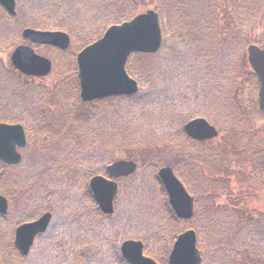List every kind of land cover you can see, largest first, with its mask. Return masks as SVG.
Instances as JSON below:
<instances>
[{
	"label": "rangeland",
	"instance_id": "rangeland-1",
	"mask_svg": "<svg viewBox=\"0 0 264 264\" xmlns=\"http://www.w3.org/2000/svg\"><path fill=\"white\" fill-rule=\"evenodd\" d=\"M159 1L160 0H37V6L39 7L38 13H41V11L45 10V8L41 7L39 3L42 4L55 3L57 4V6L61 4L64 5V7L63 6L61 7V5L59 6L63 10L60 12L62 15L67 13L70 16H73V18H77V21H81L86 24L85 28L78 27L80 30H82L81 31L82 35L81 34L75 35L73 37L70 48H68L65 51L60 52L59 50L58 53L57 52L58 50H52L50 49V47L49 48L34 47L40 56L50 59L53 63L52 73H50V75L44 78H33V77H27L21 75L13 67L12 59H11L12 55L18 44L25 43L22 40L21 36L23 31L27 28V26L21 27L20 25H18V27H16L15 26L17 25L16 20H12V19L9 20V15L6 14L5 11H2L0 8L2 12V14H0V77L3 76V74H5L8 80H11V82L13 83V85L12 83L11 85L15 86V89L18 90V92L13 93V91L10 89L11 86L8 89H6L7 91H4L5 89L0 90L1 92H4L5 97L7 96L10 99L9 100L10 105H7L8 102H6V107H3L2 102L0 101V107H1L0 121L4 122L2 118L6 114L10 115L9 118L11 117L14 118L15 114L19 113V112L15 113L13 110L14 104L12 101L18 100L17 98H15V94L25 95L26 97L32 98L34 105L32 106V108L33 110L37 109V111L34 110L33 112H38L40 114L43 110L46 113L50 111L51 112L50 114H52L50 115V117H52V121H56V118L59 117L61 118L62 116H60L59 114L62 111H64V109L68 111V113H73V112L77 113L78 112L77 109L79 110V105L77 104V100H75L74 103H71L70 105L71 108L68 107L70 108V110L67 109V105H64L65 103L62 106H60L59 104L56 105L51 104L52 102L46 105L41 104L39 106L38 105L36 106V102L39 101L40 104L42 100H40V98H38V95L34 92L35 90H37V88L35 87H41L43 91L49 89L54 92L57 89V87L60 88L61 84L67 82L70 75L75 76L77 69L73 64L76 61V58L80 55L82 49H84L82 44L85 43L86 45H89L91 43L99 41L100 39L103 38V36L106 34V31L109 29V27L112 24L119 23V19L117 17H110L113 14L110 12L109 9L118 7L124 2L126 5L129 4V6H131L132 11L130 10L129 15L130 17L134 18L138 14H142L144 12L146 13L147 11L156 12V8H158L159 5ZM215 2L217 6L222 5V3L225 4L226 10H224V13L220 14L216 7H212V1L210 0L204 2L201 11L194 10L192 13L188 11V15L184 16L183 19H188V17L191 16V18H193L192 21L196 20L195 24L201 27V30L198 31L197 29H195L192 31H185V30L176 31L178 35L179 33L181 34V36L179 35L181 38L174 39V43L172 44V47L169 48V50L168 47L162 49L160 52L161 55L159 56V60L160 59L165 60L167 57L172 58L176 54L182 56L185 54V52H188L189 49H193L195 46L200 47L202 48L201 50H203V46H198L197 38H199L200 35L204 34L203 31L204 28L208 32L209 31L212 32L211 39H213V41L209 44L208 48L206 49L208 53L207 52L204 53V56L205 58L208 57L213 58V60L207 59L205 62H201L199 64L201 71H205L209 65H210L209 67L217 66L211 69L208 68L209 70L205 71L206 77L208 79L204 81H200L202 85L200 87L202 88L201 92L207 94L211 93V94L207 97H200L196 93V97L198 101V103L196 104L197 111L193 114L197 115L202 110L203 115H206V117L203 118L209 119L210 115L212 116L214 115V118L212 121H210V123L216 128H219V132H220L219 137L211 142H207V144H204L203 146H198L201 143H196L195 141H193L194 144L196 143L198 145L191 144L189 142L190 139L186 136V134L183 131V126L195 118H193L194 116L191 117L193 114L187 112H185L186 114L182 116L177 122L175 121L173 123L174 126H172V128L170 129L163 130L164 128L163 121L158 122V125L160 126L159 130L154 126H152L151 124L146 125V123L144 122L139 124V126L137 127V131H139V133L141 134L142 132H144L145 135L152 136L150 137L151 140L160 142V141H165L164 139L165 137H169L175 141H180V142L186 141L187 144H190V149L186 150L187 151L186 154L182 156L183 154L181 153L178 154V152H176L177 151L176 149H174L171 152V150H168L170 148L168 147L165 148L166 142H160L159 144L155 143L158 144V148L161 151V153H158L159 154L158 159L160 160L158 161L156 160L157 162L154 164V167L150 166L151 169H147V168L146 170L142 169L140 173L128 179L130 184L128 185L129 188H127L126 193L124 195H122L121 193L118 196V200L115 208L116 213H114L112 216L105 218L106 219L115 218L114 221H111L115 229L121 226H125L126 222L123 221L122 217H120V213L122 212L123 203L129 199V192L132 189L131 182L133 181V184L136 185L133 188V199L137 202H141V194L143 188L142 185H138L136 183L138 181V178L149 176V173H152L151 175L152 178L154 177V174H156V179H157L156 184H154V188L151 189L152 190L151 200L153 199L152 203H157L159 202V200H162V203L154 204L153 206L158 208L159 211L163 209L166 212L167 206L170 207V205L168 202V197L165 192V188L163 187L162 183L159 184L160 179H158L157 173L160 167L169 166L175 171L176 174L179 175V178L182 179L183 181H185L184 179L186 178L191 179L192 176L191 180L196 181L197 185L201 188L203 187L204 191L215 190L216 198L214 199V201L216 204L212 203L213 205L212 208L215 209L216 207H218L217 205H221L223 207L221 210L222 213L225 212L229 215L230 218L229 222L228 223L223 222L226 229L223 228L221 230L222 235L220 236L218 241L216 242L211 241L213 240V238H210L209 239L210 244L208 243V240L205 244L207 248L205 249L204 247H202V253L204 255L203 263L210 264V258H211L215 260L214 264L217 263L239 264L240 261L237 260L238 257L233 258L235 257L233 255L235 253L229 252L231 249L234 250L236 249L235 243H233V241H236V239H238V241L242 242L244 238L243 235H240L243 234L241 230H235L234 222L237 220L240 221V219H242V222L246 224L247 221L253 222L257 220L258 222L256 223L260 224L259 221L263 220L261 222V225H264V211L262 213V220L256 217V213H258L259 210L258 206L260 204L258 202L261 201L262 199H263L262 203L264 206V196L262 197L259 194V197H256L254 195V188H253V185H255V181L257 177L261 176L262 178L264 176V172H263L264 166L260 165L262 163L264 164V114L261 112L259 108L258 96H256L255 93L257 89V83L254 75L255 73L252 71L248 62V48L251 45H256L259 48L264 49V0H215ZM257 4H262L263 10L259 11L258 10L259 6ZM176 5H177L176 1L173 0H170L168 4H166L167 8H169L170 12L172 13L171 17L177 18V24H178L177 27H179L180 29L184 28L190 30L189 25H186L185 23L181 24L179 22L180 17L176 16L179 11V8L176 7ZM211 7L213 10L211 9ZM236 13H239L242 16L241 21L245 25L244 28L242 25L243 29L241 28V25L236 21L237 18ZM249 15H251V19H255V17L257 19L250 22L248 28L246 26L245 20L247 17H249ZM51 16L52 15H49L48 17ZM249 19L250 18H248V20ZM2 20L4 23L6 22L8 23V28H6L8 30H9V25L15 26L16 31H13V33L8 34V36H13V37L6 38L5 36H2L8 33V30L2 28L4 26ZM22 20H26V18L24 17ZM246 27L248 31H246ZM30 28L40 30V28H34L31 26ZM11 29H13V27H11ZM42 30H49V29H42ZM197 31L198 34L196 37ZM86 39L88 41H86ZM222 42L227 44L229 43V46L231 48L230 50L231 54L234 51L233 48H236L237 46L238 48H240L239 51L240 53L238 52V54L235 56V61L231 63L232 70H230L228 65L224 63L218 66L220 64V61L218 60L216 61L215 57L211 56L212 52L215 50L214 49L215 45ZM225 49H228V47ZM55 52H57L58 55H56ZM169 52L176 54L171 55ZM140 55L142 54H139V56ZM139 56L136 57V60L139 58ZM149 56H156V55H149ZM196 56L200 57L201 55L196 54ZM138 61H139V66L141 67L140 58L138 59ZM154 62L156 61H154L151 58H148L144 63V65L148 64V66H151ZM208 71H210L209 73L210 75H207ZM150 82L151 81H147L146 89L152 87L153 82L151 83ZM4 85H8L6 81L4 82ZM80 91H81V87L79 85V91L77 92L78 96L76 98L80 100V102L82 103L80 99ZM66 95L70 97L72 96L69 90L66 91ZM135 95L137 94H134V96ZM113 97H120V96H113ZM98 101L100 100H95L93 102H98ZM160 103L162 104L161 105L162 107L167 108V105H165L166 102L164 98L161 100ZM190 106L191 105H189V108ZM127 107L128 105L126 104H121L118 107V110L125 109V111H121L119 113L120 116H122L124 113L131 112L128 111ZM147 110H148L147 114L149 116V119H152L155 110H153V108H147ZM100 112L101 110L96 115L92 116V118L95 117L96 126L98 128H101L103 132H110L115 125L121 124V121L116 118V114L112 113V111H109L108 116L106 115V113L104 112L100 113ZM162 114L164 113H161V115ZM79 117L81 116H76L73 121L72 118L74 117H70L69 122L72 121L71 123L74 122L76 124L78 123L77 121ZM66 118L68 117L61 119L64 122ZM31 120L33 119L31 118ZM122 126L124 128L128 127L129 122H126L124 120ZM53 130L54 131H51L49 135L53 134L52 136H57L60 139L61 138L60 136L62 134L58 132L56 126H53ZM181 132L184 134H182ZM44 139H45L44 137H41V140ZM60 141L61 140L57 139L53 141H46V143L40 142L39 144H37L36 146L37 148H35V150L31 149L30 151L31 154L34 156L33 158L31 157V161H35L36 164L37 161L42 162L43 160L50 162L49 160L53 158V156L58 157V155H61L63 153L62 148L65 144H62ZM210 149H212L211 150L212 152L207 154V152H209ZM260 149L262 150L261 153L259 154L258 152H260ZM26 151L27 150H20L23 156ZM115 155L116 157L113 158L115 159V161L117 160L138 161L137 158H133L127 155L125 152H120L117 154V151H115L114 156ZM179 155L182 157H179ZM205 157L212 158V160L208 161L206 164H202L204 162ZM260 158H262L261 159L262 161L258 163ZM31 161H29L28 163H30ZM183 161L186 162V166H184L185 163ZM48 162L46 164L45 163L41 164L42 171L39 172L41 173V175H39L38 168H36L37 166L35 167L34 163H30L29 165H27L26 170H23V168L20 169V166L18 165L11 167L5 165L0 161V192L1 191L5 192L8 190L15 191L19 201L17 210L21 213V216L26 218L25 220L31 221L34 219H38L44 212L51 211L52 210L51 208L58 203V200L60 201V199H63L65 197V195H61V198L58 197V199L55 201L52 198L53 196L50 195L51 193H53V186L51 185L50 181L47 180V179H51V175H46L48 173L46 172ZM157 163H161V164L157 165ZM66 166L67 165H64L63 168H65ZM188 166H191L192 170L194 171L192 172L193 175L189 174L188 172H186L185 174L183 173L184 169L182 168L185 167V169H187ZM69 170L70 168L69 169L67 168L65 170V174L67 175L74 174ZM10 172H13L16 175L17 174L19 175V173L21 172H25L27 174H34L36 176V179L29 183L14 182V184L13 183L5 184L4 181L9 180L7 177H9ZM62 172L63 170H61V173ZM80 175H83V171L82 172L80 171ZM19 176L21 177V175ZM56 176L53 177L56 178ZM60 176L61 174L57 176V179H60L59 178ZM29 177L33 178V176H27L24 177V180L28 181L29 179H31ZM261 180L264 187V180L263 179ZM64 181H69V179H65ZM146 181H148V178H146ZM19 183L21 184L17 185ZM46 194L50 196H45ZM211 194H213V192ZM38 198H41V200ZM208 209H210L209 202H203L201 205L200 220H202L201 217L202 215H204L205 213L207 214ZM147 215H148L147 217L149 216L152 217L153 220L162 218V216H164V214L157 213L156 211L148 212ZM220 215L222 216V214ZM170 216L176 218L173 212L171 215L169 214V217ZM64 217L66 218V220H72L76 218V221H78L77 215L70 214L67 216L58 217L57 218L58 225L63 223ZM251 217H254L256 220L254 218H253L254 220L253 219L251 220ZM195 220H199V219L196 218L188 222L184 221L183 224L180 226V228L177 229V233L178 231H180V234L185 233L186 231H188V228L194 227ZM76 221L73 222V224L74 223L77 224L78 222ZM99 223H101L99 227L92 230L91 232V236L94 237L93 240L95 241L94 245H96L98 249L103 250L104 247L103 244L106 245V242L109 239L117 240V237L124 236L122 233L119 234L114 232H109V234L104 235L108 231L106 224L109 223L107 222V220L97 222V224ZM136 223L137 220H135L134 224L137 225ZM256 223L255 226H257ZM20 224H22L21 219L13 218L12 213H9V215L5 219H0V264L13 263L14 261L13 248L11 247L14 241L15 230ZM140 224L141 225L144 224L145 226L138 225L141 227V229L137 231L139 235L151 234V236H153L147 242V243L151 242L150 245H152V248L150 249V247L145 245L144 253L146 256L154 258L152 256L153 251L159 250L161 252L165 250L166 247H168V245L171 246L172 249L173 244L175 242L174 238H172L174 237V235H171L170 237L166 229L165 231L164 230L161 231L159 229H153V231H150L151 229H148L146 227L145 221L140 222ZM174 224L176 225L177 223L175 222ZM231 225L233 228H231ZM170 233L172 232L170 231ZM130 235L131 234H129L128 236ZM132 236H134V233ZM164 236L170 239H168L167 241ZM227 239L229 240L228 242L229 246L223 245L226 242H221V241H226ZM123 241L124 240L121 239L120 242L122 243ZM48 242H50L49 238L42 239L41 246L39 247V249L44 251L46 247L50 245L48 244ZM67 244L68 242H65L64 245H61L62 250L59 252V254H57V252L55 253L56 259H54V263L81 264L79 261L77 262L75 260V257L74 258L72 257V259L70 258V250L66 247ZM250 245L251 247L254 248V250L257 248L264 249V244L261 240L258 241V243L253 242ZM31 251L35 254L37 251L36 246L33 247ZM212 251H217V252H212ZM104 252L105 250H103L101 257L104 254H106ZM107 254L112 260L115 261L114 264H127L123 260L120 262H116L118 260H115L111 256L110 249ZM78 256L83 258L81 250L78 252ZM254 261H250L249 264H253ZM111 262L112 261H110V263ZM241 264H245V263H241ZM259 264H264V263H259Z\"/></svg>",
	"mask_w": 264,
	"mask_h": 264
},
{
	"label": "trees",
	"instance_id": "trees-1",
	"mask_svg": "<svg viewBox=\"0 0 264 264\" xmlns=\"http://www.w3.org/2000/svg\"><path fill=\"white\" fill-rule=\"evenodd\" d=\"M34 2L37 3V0H34ZM60 5L61 4H59V6ZM257 5L259 6L258 7L259 11L263 10L262 4H257ZM62 6L64 7V5H61V7ZM248 18L250 19L248 20ZM30 19L31 21L22 24V26L23 27L31 26L34 28L60 30L66 32L73 31L72 28H70V26L68 25L69 20L65 14L62 15L61 13H57L55 15H52L51 17L32 16ZM256 19H257L256 17L255 19H251V15H249V17L246 18L245 22L247 23V25H250V22ZM195 21L196 20H193V23ZM184 22L185 19H183V23ZM5 24L6 23H4V25ZM244 27L245 25H243V28ZM247 27L249 28V26ZM189 28L190 30L184 28L180 29L174 24L170 25V30L173 40L176 38H181L180 37L181 34L179 33L180 35L179 36L176 31H182V30L192 31L195 29H197L198 31L201 30V27L197 26L195 23L189 25ZM198 31L196 33V37ZM203 31L204 34L200 35V37L197 38L198 46H203V50H201L202 48L195 46L193 49H189L188 52H185V54L182 56L177 55L176 53H174L176 54L174 55L172 52H169L171 55L174 56L172 58L167 57L165 60L162 59L159 60V56L161 55L160 53L156 54V56L136 55L134 60L131 61L128 71L131 75L136 76L139 79L142 86H144V91H140L135 96L110 97L100 100L98 102L84 104L81 103L80 100L76 98L78 96L77 92L79 91L78 81L75 79L72 81L71 78L68 79L66 83H64L65 86L56 89L54 91L55 93L49 89H46V91H34L38 95V98H40V100H42L43 102V103L40 102V104L39 101L36 102V106L37 105L39 106L41 104L46 105L50 102H52L51 104L54 105L59 104L60 106H62L65 103L64 105H67V109L70 110L71 103H74V101L77 100V104L79 105V110L77 109L78 111L77 113L74 112L68 113V111L64 109V111H62L59 114L60 116H62L61 118L63 119L65 117H68L64 120V122L60 117L56 118V121H52V117H50V115L52 114H50L51 113L50 111L46 113L43 110L40 114L38 112H33L34 110L37 111V109L33 110L32 108V106H34L32 98L26 97L25 95L15 94V98H17L18 100L12 101L14 104L13 110L15 113L16 112L19 113L15 114L14 118L12 117L9 118L10 115L6 114L2 118L3 121L12 122V123H23V124L26 123L30 125L32 131L37 136L36 144H39L40 142L46 143V141H53L57 139L61 140L60 142L62 144H65L62 148L63 153L61 155H58V157L53 156V158L49 160L50 162L43 160L42 162L37 161L36 164L35 161H31V159H27V161H25L23 164L20 165V169L23 168V170H26L27 165H29L30 163H34L35 167L37 166L36 168H38V173H39L42 171L41 164L42 163L46 164L48 162L47 170H46V172L48 173L46 175H51V179H47V180H49L51 185L53 186V193H51L50 195L53 196L52 198L55 201L58 199V197L61 198V195H65V197L63 199H60V201L58 200V203L51 208L52 209L51 211H53L56 214V218H55L56 220L50 227L49 231L43 237H41L37 242L36 253L34 254L32 252L28 257H23L19 253L13 251L15 253V256L12 264H56L54 263V259H56L55 253L57 252V254H59V252L62 250L61 245H64L65 242H68L66 247L70 250V258L72 259V257L73 258L75 257V260L77 262L79 261L81 264H114L115 261L112 260L107 254L109 252V249L111 256L115 260H118L116 262H120L122 261V258L118 252V245L121 243L120 242L121 239L141 240L144 242L145 245L150 247V249L152 248V245H150L151 242L150 243L147 242L153 236H151V234L139 235V233L137 232L139 231V229H141L140 226H145L144 224L141 225L142 223L140 224V222L145 221V219H137V214L143 210L147 211V213L151 211H156L157 213L164 214L165 216H162V218L159 219L167 222V227L171 229V230L166 229L168 235L170 237L171 235H174V237L172 238H174V240L176 239L175 237H177L180 234V231H178L177 233V229L180 228L183 222L177 220L174 217L171 216L169 217V214L170 215L172 214V210L170 209L169 206H167V210H166L167 213H164V211L162 210L159 211L158 208L153 206L154 204L162 203V200H159V202L157 203H152L153 199L151 200L152 198L151 189L154 188V184H156L157 182L156 174H154L153 178L151 177L152 173H149V176L138 178L136 184L142 185L143 188L141 194V202H137L133 199V188L134 186H136L134 185L129 192V199L123 203L122 212L120 213V217H122L123 221H125L126 224L125 226H121L116 229L113 227V224L111 222L114 221L115 218L106 219L105 218L106 216H104L101 213V211L99 210L98 206L94 201L91 192L89 191L88 183L91 177L97 174H101L109 163H111L113 160L115 161V159H113L114 157H116V155L114 156L115 151H117V154L120 152H125L129 156L133 158H137L138 160L137 162L141 164L142 169L146 170V168L151 169L150 166L154 167V164L158 160H160L158 159L159 158L158 153H161V151L158 148V144L160 142H166L165 148L166 147L170 148L168 150H171V152L174 149H176L177 150L176 152H178V154L179 153L183 154L182 156L186 154L187 152L186 150L190 149V144H187L186 141L183 142L175 141L169 137H165L164 138L165 141H160V142L151 140L150 137L152 136L145 135L144 132H142V134L139 133V131H137V127L139 126V124L144 122L146 123V125L151 124L152 126H154L159 130L160 126L158 125V122L163 121L164 122L163 130L170 129L172 128V126H174L173 123L175 121L177 122L182 116L186 114L185 112L193 114L197 111L196 104L198 103V101H197L196 93L200 97H207L211 94V93L207 94L204 92L202 93L201 92L202 88H200L202 86L200 81H204L208 79L206 77L205 71L209 70L208 68L211 69L217 67V66L209 67L210 66L209 65L205 71L200 70L199 64L201 62H205L207 59L213 60V58L210 57L205 58L204 56V53L206 52L208 53L206 49L211 43L210 40H208V38L212 37V32L211 31L208 32L205 28L203 29ZM207 36L208 38H206ZM233 49L234 51L232 54L230 52L231 48L229 46L228 49H224V51L221 54L215 56V60L220 61V64L218 66L224 63L228 65L230 70H232L231 63L235 61V56L240 51V48H238V46ZM196 54L201 56L200 57L196 56ZM138 56L141 61V67L139 66V61H138L139 58L136 60V57ZM148 58H151L156 62H154L151 66H148V64L144 65V63ZM209 73L210 71H208L207 75H210ZM5 81L8 85H4ZM147 81L153 82L152 87L148 89H146ZM11 83H12L11 80H8L7 76L3 74V76L0 77V90L5 89L4 91H7L6 89H8L11 86L10 89L13 91V93L18 92V90L15 89V86H12L13 83L12 85ZM67 90L71 92L72 94L71 97L66 95ZM0 95L1 96L4 95V92L0 91ZM163 98L166 102L165 105H167V108L161 106L162 104L160 102ZM23 103H27L30 105H26V107L24 108ZM121 104L128 105L127 107L128 111L131 112L124 113L122 116H120L119 113L121 111H125V109L118 110V107ZM189 105H191L190 108ZM147 108H153V110H155L152 119H149V116L147 114L148 113ZM100 110H101L100 113L104 112L106 113L107 116L109 111H112V113L116 114V118L121 121V124L115 125L110 132H103L101 128H98L96 126L95 117L92 118V116L96 115ZM202 112L203 111L201 110L197 115L193 114L191 117L193 116H194L193 118L206 117V115H203ZM161 113L164 114L161 115ZM76 116H81L77 121L78 123L76 124L74 122L71 123ZM70 117H74V118H72V121L69 122ZM31 118L33 120H31ZM213 118L214 115L209 116V119L213 120ZM124 120L126 122H129V126L126 128L122 126ZM52 125L56 126L58 132L62 134L60 136L61 137L60 139L57 136H52L53 134L49 135L51 131H54ZM41 137H44L45 139L41 140ZM189 142L193 145L196 144V143L194 144V142L191 140ZM203 145L204 144H200L198 146H203ZM211 150L212 149H210L209 152H207V154L211 153L212 152ZM182 156L179 155V157ZM31 157L33 158L34 156L31 155ZM211 160L212 158L205 157L204 162L202 164H206L208 161ZM29 161L31 162L28 163ZM184 163H185L184 166H186V162ZM159 164L161 163H157V165ZM64 165L67 166L63 168ZM67 168L68 169L70 168L69 171H71L74 174H68L69 175L68 177V175L65 174V170ZM182 169H184L183 171L184 174L188 172L189 174L193 175L192 172L194 171L192 170L191 166H188L187 169H185V167ZM61 170H63L62 173ZM80 171L81 172L83 171V175H80ZM59 174H61V176L59 177L60 179H57V176ZM19 175H21V177ZM19 175L10 172L9 177H7L9 180H5L4 183L5 184H12V183L14 184V182L29 183L36 179V176L34 174H27L25 172H21L19 173ZM39 175H41V173H39ZM27 176H33V178L29 177L31 179L25 181L24 177ZM53 176H56V178H54ZM146 178H148V181H146ZM65 179H69V181H64ZM191 179L190 178L184 179L185 185L197 197V199H199V204H200L199 205L200 208L197 210L195 216V219L198 218L199 220H195L196 226L194 225V229L198 232L200 239V246L206 249L207 246L205 244L207 240L209 244H210L209 242L210 238H213V240L211 241H215V242L218 241V239L222 235L221 230L223 228L226 229L223 222L228 223L230 218L227 213L225 212L222 213L221 210L223 207L221 205H217L218 207H216L215 205L216 208L215 209L212 208L213 207L212 203L216 204L214 201V199L216 198L215 190L204 191L203 187L202 188L199 187L196 181ZM21 183L17 185H20ZM212 192L213 194H211ZM50 195L46 194L45 196H50ZM38 199L41 200V198ZM203 202H209L210 209H208L207 214L202 213L204 215L201 216L202 220H200L201 205ZM70 214L77 215L78 221H76V218L72 220H66V218L64 217L63 223L58 225V220H57L58 217L67 216ZM220 214H222V216ZM253 218L254 217H251V220ZM19 219H21L22 223L28 221L25 220L26 218H24L23 216H21ZM104 220H107V222L109 223L106 224L108 231L104 235L109 234V232H114L119 234L122 233L124 236L117 237V240L109 239L106 242V245L103 244L104 246L103 250H105L104 253L106 254H104L101 257L103 250L98 249V247L94 245L95 241L93 240L94 237L91 236V232L92 230L98 228L99 225L101 224V223L97 224V222ZM135 220H137L136 223L137 225L134 224ZM75 221L78 223L73 224V222ZM240 221L239 220L235 221L234 227L235 230H241L243 232V234H240L244 236L243 241L242 242L238 241V239H236V241H233V243H235L237 250L235 249L236 250L235 251L234 249H231L229 252L235 253L233 254L235 256L233 258L238 257L237 260L240 261L239 264L241 263L249 264L250 261H254V260L255 261L253 262V264L264 263V249L257 248L254 250V248L251 247L250 245L253 242L258 243V241L260 240L264 244V226L259 227L258 223H256L257 221H253V222L247 221L246 224L242 222V219H240ZM173 222L174 223L176 222L177 224L175 225ZM255 223L257 226H255ZM232 225L231 228H233ZM128 226L132 227L134 230L132 228H129ZM159 230L165 231V229H159ZM150 231H153V229H151ZM170 231L172 233H170ZM133 233L134 236H132ZM129 234L131 235L128 236ZM46 238L50 239V242H48V244L50 245L46 247L44 251H42L39 249V247L41 246L42 239H46ZM165 238L167 241L168 239H170L167 237ZM221 242H226L223 245L229 246L228 239L226 241H221ZM80 250L82 251L83 258L78 256V252ZM170 251H171V246L168 245V247H166V249L161 252L159 250L153 252L152 256L159 262H165V261L167 262V258L169 256ZM212 252H217V251H212ZM110 261L112 262L110 263ZM214 262L215 260L210 258V264H214Z\"/></svg>",
	"mask_w": 264,
	"mask_h": 264
},
{
	"label": "water",
	"instance_id": "water-1",
	"mask_svg": "<svg viewBox=\"0 0 264 264\" xmlns=\"http://www.w3.org/2000/svg\"><path fill=\"white\" fill-rule=\"evenodd\" d=\"M2 3L10 13H13V0H2ZM139 28H144L153 40L130 42L134 38V32H137ZM160 34L157 16L154 12H149L147 15L137 17L135 22L130 25L120 29L113 28L103 40L82 52L79 55V61L86 63L89 69V72L79 70L82 100L89 102L101 97L136 94L138 92L137 85L130 81L126 74L127 59L133 52H157L161 46ZM24 37L34 43L54 45L62 49H67L69 46V37L61 33H41L27 30ZM248 54L249 63L258 78L259 103L264 112V50L256 46H250ZM12 61L15 68L29 76H44L51 69L50 62L36 56L34 51L28 47L18 48L12 57ZM35 69L37 70L35 71ZM185 131L191 138L200 142L218 136L216 129L204 119H197L188 123L185 126ZM17 146H26L23 128L21 126L1 125L0 159L11 165L20 163L21 156L16 151ZM136 169L137 165L134 162L120 161L108 167L107 171L111 179H116L129 176ZM159 176L166 187L170 204L176 215L181 219H191L194 213L193 198L189 196L172 169L164 168L160 170ZM90 188L102 211L106 214H112L118 185L110 179L99 176L91 180ZM7 212V201L5 198L0 197V214L5 215ZM50 220L51 214H46L39 221L18 228L15 245L24 256L29 254L36 236L47 230ZM143 250L144 247L141 242L127 241L122 245V254L128 263L155 264L151 259L143 256ZM200 263L201 256L197 248L196 234L189 231L179 237L170 256V264Z\"/></svg>",
	"mask_w": 264,
	"mask_h": 264
},
{
	"label": "bare ground",
	"instance_id": "bare-ground-1",
	"mask_svg": "<svg viewBox=\"0 0 264 264\" xmlns=\"http://www.w3.org/2000/svg\"><path fill=\"white\" fill-rule=\"evenodd\" d=\"M169 1L170 0H160L158 8H156L157 25H158V28L160 29V33H161L160 34L161 35V46L168 47V50H169V48L172 47V44L174 43V40L169 35L168 31H165L163 29V25L166 22V20L169 18V16H171L172 13L170 12L169 8L163 7L160 3L166 5V4H168ZM173 1H176V4H177L176 7L179 8V11H178L176 16L180 17L179 22L182 24L184 16L188 15V11H190L191 13L194 10L195 11H201L202 8H203L204 2H206L208 0H173ZM210 1H212V7H216L220 14L224 13V10H226L224 3H222V5H220V6H217L215 0L214 1L210 0ZM39 4L41 5V7L45 8V10L41 11V13H38L39 7L37 6V3L34 2V0H13L14 9H13V13H10L8 11V9L6 8V6H4V4L2 3V0H0V8H3V10L6 11L9 14V20H11V19L12 20H16V23H17V25H15L16 27H18V25H20L22 27V24L31 21L30 18L33 15L34 16H38V17H43V16H49V15H55V14L60 13L61 11H63L60 7H58L54 3L53 4H42V3H39ZM212 7H211V9H212ZM216 8H215V10H216ZM109 10L113 14L110 17H117L119 19V23L118 24H112L109 27V29L106 31L105 35H107L113 28L114 29L123 28L124 26L130 25L133 22H135V19L137 17L143 16V15H147L149 12H152V11H147L146 13L144 12L142 14H138L136 17L132 18L129 15V12H130V10L132 11V8H131V6H129V4L126 5L124 2L120 6L112 8V9H109ZM65 14L67 15V18L69 20L68 25L73 30L72 32H67V33L71 37H74L75 35H78V34L82 35V32H81L82 30H80L79 28H85L86 24L84 22L77 21V18H73V16H70L67 13H65ZM236 16H237V18H236L237 23H239L240 25H243V22L241 21L242 20L241 19L242 16L239 13H236ZM24 17L26 18V20H22ZM192 19L193 18H191V16H189L188 19H185L184 23L186 25L194 24L195 22L193 23ZM174 25L175 26L178 25L177 24V18H175V17H174ZM15 26H10L9 25V30H12L11 27H13V30H15ZM2 28L3 29L8 28V23L6 22V24ZM6 30H8V29H6ZM146 32L147 31L144 28H139V30L137 32H134V34H133L134 38L130 42L133 43V41H135V40L140 42V41H145L147 39L148 40L152 39L150 37L149 33L147 34ZM206 38H208V36ZM209 40H210V42L213 41V39H211V37H209ZM86 41H88V40L86 39ZM94 45H95V42L91 43L89 45H86L85 43H83L82 46L84 47V49H82V51L84 52L86 49H89L90 47H93ZM215 47H214L215 50L211 54V56H214V57L219 55V54H221L224 51L225 48L229 47V44L222 42V43L216 44ZM50 48L52 50H57V48L54 45H51ZM57 52L59 53V51H57ZM57 52H55L56 55H58ZM149 54L152 55L153 53H149ZM100 60H102V59H100ZM12 64H13V61H12ZM73 65L77 69V72L75 73V76L74 75L71 76V79L72 80H74V79L77 80L78 84L81 85L80 84V79H79V75H80V71L79 70H82L83 72H89V69L87 68L86 63H82V62L79 61V56L76 58V61L74 62ZM33 67H35V66H33ZM110 67H111V65H110ZM36 70L37 69H35V71ZM50 73H52V68L50 69V71H49V73L47 75H44V76H42V75H39V76L38 75H32V77L33 78H44V77H47L48 75H50ZM92 74H93V72H92ZM126 74H127L128 78H129V80L134 82L137 85L138 93L141 90L142 91L144 90V86H142V84L140 83L139 79L136 76L131 75L129 72H126ZM117 82H119V80H117ZM63 86H65V84H61L60 88L63 87ZM35 88H37V90L34 89L35 91H43L41 87H35ZM58 88L59 87H57V89ZM103 98L104 97L96 98V99H102L103 100ZM9 100H10L9 97H7V96L5 97V95H2V96L0 95V101L2 102V106L3 107H6V102H8L7 105H10V101ZM23 105H24V108H25L26 105H30V104L23 103ZM0 110H1V107H0ZM203 119L206 120L207 122L212 121L211 119H207V118H203ZM1 125H3V122L0 121V126ZM185 126L186 125L183 126L184 127V129H183L184 133L186 134V136L190 140L193 141L194 139L191 138L187 134V132L185 131ZM52 127H53V125H52ZM99 176L107 177V176H110V174L108 173V171H103L101 174L95 175V177H99ZM128 179H129L128 177H123L122 178V184H123V186L126 189L129 188L128 185H130ZM131 184H132L131 187L133 188V186H134L133 181L131 182ZM165 192H167V190H165ZM193 201H194V210H196V208H197V206L199 204V199L195 198V199H193ZM162 211H164V210L162 209ZM8 213H12V217L15 218V219H19L21 217V213L16 208H13L11 206H8ZM164 213H166V212L164 211ZM147 216H148L147 215V211H140L137 214V219H145V224H146V227L148 229H167V230H171L170 228L167 227V222L166 221L161 220L159 218L156 219V220H153L152 217H150V216L147 217ZM258 226L260 227L261 225L258 224ZM118 252L122 253V245L121 244L118 245ZM153 252H155V251H153ZM144 257H146L145 253H144Z\"/></svg>",
	"mask_w": 264,
	"mask_h": 264
},
{
	"label": "flooded vegetation",
	"instance_id": "flooded-vegetation-1",
	"mask_svg": "<svg viewBox=\"0 0 264 264\" xmlns=\"http://www.w3.org/2000/svg\"><path fill=\"white\" fill-rule=\"evenodd\" d=\"M260 165H262V166H264V164L262 163V164H260ZM264 172V171H263ZM261 179H263L264 180V176L261 178V176H258L257 177V179H256V181H255V188H254V195L256 196V197H259V194L263 197L264 196V187H263V184H262V180ZM262 201H263V199L261 200V201H259L258 203H260L259 204V206H258V213H256V217H258V218H262V213H263V211H264V206H263V203H262Z\"/></svg>",
	"mask_w": 264,
	"mask_h": 264
}]
</instances>
